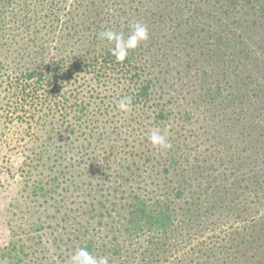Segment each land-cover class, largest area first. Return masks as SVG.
I'll return each mask as SVG.
<instances>
[{
	"label": "trees",
	"instance_id": "obj_1",
	"mask_svg": "<svg viewBox=\"0 0 264 264\" xmlns=\"http://www.w3.org/2000/svg\"><path fill=\"white\" fill-rule=\"evenodd\" d=\"M136 22L148 39L117 62L99 33ZM25 113L37 128L22 164L51 166L44 193L64 183L57 214L41 210L61 252L31 264H70L78 248L108 264H264V0H0V144ZM119 115L124 148L120 126L104 130ZM98 121L100 144L75 151ZM166 127L172 147H153ZM15 219L0 252L19 264Z\"/></svg>",
	"mask_w": 264,
	"mask_h": 264
},
{
	"label": "rangeland",
	"instance_id": "obj_2",
	"mask_svg": "<svg viewBox=\"0 0 264 264\" xmlns=\"http://www.w3.org/2000/svg\"><path fill=\"white\" fill-rule=\"evenodd\" d=\"M170 71L172 74L176 72L175 69L171 68ZM53 113L54 117L52 116L51 118L56 121L54 125L56 126L55 133H57V135L64 134L65 131L63 128L66 126L70 127V120L65 119L66 122L63 126H61L60 122L64 119V117H61L60 111ZM15 118L16 117H14V119ZM119 118L120 119L114 121L113 124L109 126L110 128L107 129L103 128L101 121H98L89 127L81 129L77 128L81 135H79L78 139L75 141V144H73L75 151L78 152L77 148L82 149L83 147H88L89 144L92 145L93 142H96L97 145H99L101 142V140H99L101 139V136H99L98 133H100L101 128H103L108 135V133L111 132V128L114 126H120L117 130L110 134V136L114 138V143L122 146L123 148L127 146L128 142L124 136L128 134H126V132L130 129H127L124 126L125 124H129L126 120L124 121V118L120 115ZM21 120L22 124L14 123L8 131L9 136L16 134L15 137L9 138L8 136L7 143L0 144V248L7 247L6 245L8 244L11 235L10 232L14 229H10V225L6 222H8V220H12L15 217V228L17 225L19 234L17 237H14V239H18L20 238L19 236H21L22 242L20 243L19 241L18 245L24 244L21 247L23 251L16 250L18 253L17 257L22 255L21 259L18 260L19 264H31L34 262L33 259L35 255L43 256L46 254L48 256L52 253H56V251L61 252L60 249L56 247V243H54V241H50V237H46L47 235L45 233L44 226L47 225L50 220H52V218L47 215H41V210L43 207H46L50 210L49 212H52V214L49 213L51 217L54 216L53 214L56 213L54 207L55 201L61 198V191L64 183L62 182L63 184L60 183L58 186L56 184L55 186L51 187V191L49 193H44L46 192L45 189H42L37 180L43 178V175L45 178V175H47L49 171H52L51 166L47 165L44 167V164H46L44 161L41 160L39 161L40 163H38L36 160L37 169L32 168L29 170L28 165L25 166L22 164V161L25 159L24 154L28 153L27 148L31 146L30 140L36 138L35 130L37 126L35 127L33 123L34 119H31L29 113H25ZM28 124H30V126H28ZM24 128H26V130ZM92 130H94V133ZM90 131H92V136L89 135V138L86 139ZM84 133H86L87 136H85ZM17 136H25V139L19 142L16 140V142H14V138H17ZM135 137L138 138V134L135 135ZM136 141L139 143V140L136 139ZM78 155H75V157ZM69 156H74L73 149L69 151L68 155H66V160L64 161L65 165L66 162H69L71 164L70 166H72L73 162L75 163V161H73L74 157L69 158ZM32 157L34 158V154ZM74 168V174L77 176L79 172L83 171V168H79L78 166L75 167L74 165ZM69 176L73 177V172L70 173ZM71 190H74L73 186L68 187L67 193L69 194ZM72 192L74 196L72 194V196L69 197L70 201L76 196V191ZM37 196H39V198H37ZM52 206L53 211L51 210ZM40 216L42 217V224H36L34 227H30V222L36 220L37 217L39 218ZM46 247H50V251H46L48 250ZM15 258L16 257L5 256L0 252V264H12L16 261ZM38 261L39 260L35 261V264L38 263Z\"/></svg>",
	"mask_w": 264,
	"mask_h": 264
},
{
	"label": "clouds",
	"instance_id": "obj_3",
	"mask_svg": "<svg viewBox=\"0 0 264 264\" xmlns=\"http://www.w3.org/2000/svg\"><path fill=\"white\" fill-rule=\"evenodd\" d=\"M148 35V28L140 22L131 25V32L127 37L123 32H117L113 29H106L99 33L100 38L106 40L112 46L110 48L111 54L120 63L127 58L130 50H134L146 41ZM118 108L123 112H130L132 109V97H123L118 103ZM169 135L167 127L163 132L159 128H154L151 130L148 140L153 147L168 150L172 147L168 139ZM70 264H108V258H97L87 248H78L70 257Z\"/></svg>",
	"mask_w": 264,
	"mask_h": 264
}]
</instances>
